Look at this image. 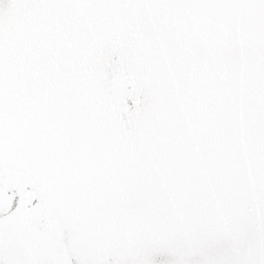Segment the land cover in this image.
Listing matches in <instances>:
<instances>
[{"label":"snow or ice","instance_id":"obj_1","mask_svg":"<svg viewBox=\"0 0 264 264\" xmlns=\"http://www.w3.org/2000/svg\"><path fill=\"white\" fill-rule=\"evenodd\" d=\"M0 264H264V0H0Z\"/></svg>","mask_w":264,"mask_h":264}]
</instances>
